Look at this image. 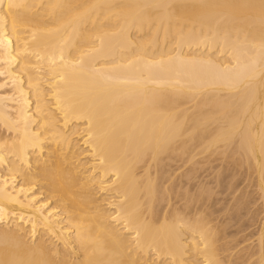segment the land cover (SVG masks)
<instances>
[{"label":"bare ground","instance_id":"6f19581e","mask_svg":"<svg viewBox=\"0 0 264 264\" xmlns=\"http://www.w3.org/2000/svg\"><path fill=\"white\" fill-rule=\"evenodd\" d=\"M0 264H264V0H0Z\"/></svg>","mask_w":264,"mask_h":264},{"label":"rangeland","instance_id":"374dc122","mask_svg":"<svg viewBox=\"0 0 264 264\" xmlns=\"http://www.w3.org/2000/svg\"><path fill=\"white\" fill-rule=\"evenodd\" d=\"M217 163V164H216ZM217 165H218V162H214V163H212V165H210L209 167H213L214 168V170L216 169L217 170ZM210 170V169H209ZM214 170L212 171V172H214ZM215 170V171H216ZM208 173H211V171H207ZM212 176V175H211ZM248 183V181L246 182V184ZM245 183H244V185H246ZM244 185H242V186H244Z\"/></svg>","mask_w":264,"mask_h":264}]
</instances>
